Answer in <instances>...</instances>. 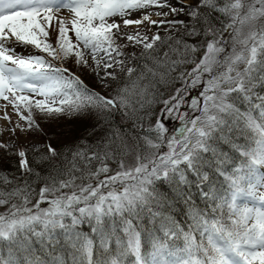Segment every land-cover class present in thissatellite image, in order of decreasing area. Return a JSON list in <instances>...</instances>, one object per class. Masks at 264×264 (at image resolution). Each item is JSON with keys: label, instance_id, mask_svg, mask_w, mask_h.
Here are the masks:
<instances>
[{"label": "snow or ice", "instance_id": "obj_1", "mask_svg": "<svg viewBox=\"0 0 264 264\" xmlns=\"http://www.w3.org/2000/svg\"><path fill=\"white\" fill-rule=\"evenodd\" d=\"M155 4L157 0H0V100L29 125L33 110L52 116L130 107L129 97H145L149 85L134 81L131 90L125 87L107 98L58 65L74 58L75 64L87 67L86 57L97 67L103 62L105 70L123 64L116 59L123 55L117 44L120 24L110 19ZM201 8L221 13L230 22L223 29H203L199 59L189 60L199 48L179 39L176 47L169 45L170 51L158 56L154 49L162 41L160 35L150 41L138 34L126 37L142 43L146 59L152 61L144 65L139 80L163 82L178 65L194 63L179 78L186 75L193 85L206 81L202 104L192 101L199 115L185 122L178 137L165 139L157 123L156 137L145 136L142 144L115 137L90 154L77 150L62 171L46 179L35 203L27 181L10 190L0 187V206H9L0 214V243L9 246V258L0 257V264H19L12 257L13 246L24 254L23 264H69L61 254L65 249H70V264H125L129 256L133 264H264V0H198L191 12L194 19ZM61 10L70 18L59 16ZM53 20L55 45L49 42ZM144 21L157 23L145 15L142 20L124 19L123 24ZM228 29L226 40L222 32ZM197 34L195 27L189 32ZM16 46H31L44 55H21ZM133 71L127 69L129 76ZM106 76L115 79L111 72ZM136 102L142 106L141 100ZM234 131L250 133L244 139L251 143L233 141ZM218 143L230 145L240 159L218 149ZM47 150L57 155L51 146ZM19 156L20 169L30 173L25 152ZM219 177L224 183H218ZM161 179L175 184L187 200L192 199L187 189L194 186L210 202L211 211L191 206L185 230L161 211L155 191ZM2 183L12 182L4 177ZM85 221L93 225L98 246L95 238L76 230ZM145 232L152 249L147 256L142 252ZM181 237L182 248L169 245Z\"/></svg>", "mask_w": 264, "mask_h": 264}, {"label": "trees", "instance_id": "obj_2", "mask_svg": "<svg viewBox=\"0 0 264 264\" xmlns=\"http://www.w3.org/2000/svg\"><path fill=\"white\" fill-rule=\"evenodd\" d=\"M196 6L193 7V10ZM205 17H207L208 23H205ZM181 26L173 32L172 35H168L166 31L159 30L156 35H160L162 41H157L158 47H155L154 54L162 56L164 52L170 51L169 45L176 47L175 41L181 40L183 43L189 45H196L199 51L189 56V60L199 59L202 55L204 48L203 42L205 37L203 35V29L209 25L214 30L223 29L230 22L228 17L221 13L212 11L210 14L203 8L199 9L198 20L192 16H185L181 20ZM195 27L197 35H189L192 28ZM50 31L53 45L57 36L56 23L52 24ZM231 30L222 32V36L227 40ZM70 37H74V34L69 32ZM117 44L120 45V51L123 53L119 57V60L124 61L121 65L113 67L112 77L105 76V83L101 88L95 83V76L93 74V67L77 65L74 62V58L64 61L61 65L67 67L71 72L78 75L84 83L88 86L89 90L107 98H113L125 87L131 90V85L135 81L141 86L149 85L145 97L141 98L137 95L129 97L131 106L128 108H117L111 112H97L95 110H88L81 113L74 114H62L46 116L40 114L38 111L33 110V123L29 125V132L35 136H38L45 141L42 148L39 149H26L22 150L26 154V159L29 162V166L32 171L25 172L19 167L21 157L19 156L20 150H2V163L0 168V187L5 190H10L13 187H23L24 182L27 181L31 189L32 203H35L38 199L37 192L40 187L44 186L46 179L55 175L57 171H62L67 166L68 162L72 160L73 153L77 150L90 154L96 151L98 148L103 147L109 143L115 137H122L129 143H143L142 138L147 136L155 138L157 133L154 130L156 124L159 123L163 128V137L169 139L173 136H179L181 129L184 127L185 122L188 119L195 118L199 114L197 110L192 107V101L196 100L202 104L203 98L201 95L194 97L191 102H185L184 95L188 94L187 83L191 84L189 78L186 76L184 79H180V74L187 70V66L190 63H183L177 66V71L170 73L163 82L149 81V79L139 80L138 77L142 71H145L144 65L148 63L151 65L152 61L146 59L144 48L132 41H128L126 37L119 32ZM230 45V40L228 41ZM151 51V50H150ZM201 53V55H199ZM177 57L173 56V59ZM125 65L134 69L131 76H129ZM159 78L157 77V80ZM200 82H197L195 86L198 87ZM186 84V85H184ZM184 86V87H183ZM179 90V91H178ZM203 90V89H202ZM137 92L139 89L136 90ZM186 96V95H185ZM200 96V97H199ZM141 100V103H137V100ZM165 101H171V106H166ZM185 107L190 109V112H186ZM172 107H179L176 115L171 119H168L167 112ZM26 115L28 113L22 109ZM56 121L62 124L66 121L71 125L73 129V135L70 138H65L62 133L52 127V123ZM180 132L179 135L176 133ZM250 135V133H245ZM239 131L231 133V139L236 143L247 145L251 143L244 139V135ZM51 146L57 152L55 157L51 156L48 152V147ZM218 149L228 151L234 160L238 161L240 157L231 149L230 145L218 143ZM254 146V145H253ZM166 150L165 148L161 149ZM114 166V165H113ZM7 177L11 184H3L2 180ZM218 183H224L223 178H218ZM155 191L157 198L163 204L161 211H164L166 215L175 219L185 230L188 229L189 211L191 206L208 213L211 209L208 207L210 202L206 201L199 190L194 186L189 187L187 191L191 194L192 199L187 200L183 191H178L175 184L169 183L163 179L156 181ZM19 203L17 199L15 201ZM8 205L0 206V214H5L8 210ZM31 207V204L29 205ZM146 223V221H145ZM93 225L87 221L79 224L76 228L82 235L90 238H95L92 232ZM149 228L152 225H148ZM96 239V245L98 246V238ZM169 245L175 249L183 247L182 237L177 240H169ZM110 250L115 254L114 243L110 245ZM150 238L145 232L142 236V252L147 256L151 252ZM70 249H65L61 254L65 255V258L70 264V257L67 256V252ZM24 254L19 251L16 246L12 247V257L19 264H23ZM0 257L4 259L9 258V246L6 243H0ZM125 264H133V258L131 256L125 258Z\"/></svg>", "mask_w": 264, "mask_h": 264}, {"label": "rangeland", "instance_id": "obj_3", "mask_svg": "<svg viewBox=\"0 0 264 264\" xmlns=\"http://www.w3.org/2000/svg\"><path fill=\"white\" fill-rule=\"evenodd\" d=\"M198 0H157V4L150 5L146 8L132 10L125 17H113L109 22L113 20L120 24V32L127 37L128 35H139V37L144 38L147 37L150 41L151 37L156 35L157 31L162 30L166 31L168 35H172L175 30H177L181 26V20L185 16H192L191 12L193 11V7L196 6ZM159 5V6H157ZM175 9L176 11H173ZM61 17L70 18V13L67 10H61L58 14ZM145 15H148L151 20L156 21V24H151L148 21H144L140 25H129L127 27L124 26L123 20H142ZM57 23L56 20L52 21V24ZM115 31V30H114ZM50 35L52 32L49 29ZM49 35V36H50ZM74 40V37H72ZM49 42L52 43L51 38H49ZM134 42V41H132ZM135 43V42H134ZM143 47V44H139ZM16 52L21 55L28 54H39L44 55L43 53L37 52L35 49L29 46L27 49L22 48L20 46H16ZM115 55V54H114ZM201 55V53L199 54ZM120 56H117L116 59L119 60ZM89 60V64L93 67V74L95 76V83L98 84L99 88L103 86L105 83L106 71L113 73V68L105 70L103 66V62L100 67H97L94 62L91 61L90 57H86ZM54 63H56L54 61ZM115 66L119 64H114ZM122 65V64H121ZM65 67L63 65H58ZM123 66V65H122ZM194 63H190V66H187L186 72L191 71L194 67ZM125 68L129 67L125 65ZM186 77V75H185ZM203 82H200L198 87L193 85L192 83H187L188 94L184 95L185 102L189 103L194 99V97H198L201 95L203 89ZM186 85V84H184ZM184 87V86H183ZM198 94V95H197ZM200 97V96H199ZM38 98V97H37ZM201 98L202 95H201ZM179 107H172L168 112V119L174 117L178 111ZM182 109L186 112H190V109L182 106ZM191 113V112H190ZM7 114V119H4V116ZM21 114L27 116L26 113L21 109ZM199 115V114H198ZM0 120L3 121L0 126V145H4V147H0L2 150H26V149H39L42 148L45 144V141L35 136L29 132V124L26 120H22L20 115H18L10 104H7L6 101L0 100ZM52 127L57 131V133H62V135L66 138H70L73 135V129L71 125L63 121L62 124L54 121ZM177 133V131H176ZM180 132L177 134L179 135ZM2 161V154L0 152V168Z\"/></svg>", "mask_w": 264, "mask_h": 264}, {"label": "bare ground", "instance_id": "obj_4", "mask_svg": "<svg viewBox=\"0 0 264 264\" xmlns=\"http://www.w3.org/2000/svg\"><path fill=\"white\" fill-rule=\"evenodd\" d=\"M2 122H3V121L0 120V126H1ZM3 123H4V122H3Z\"/></svg>", "mask_w": 264, "mask_h": 264}]
</instances>
